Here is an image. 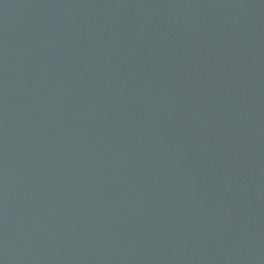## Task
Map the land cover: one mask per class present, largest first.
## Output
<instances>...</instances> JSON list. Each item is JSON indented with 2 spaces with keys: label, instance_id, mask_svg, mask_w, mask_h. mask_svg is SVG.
<instances>
[{
  "label": "water",
  "instance_id": "95a60500",
  "mask_svg": "<svg viewBox=\"0 0 264 264\" xmlns=\"http://www.w3.org/2000/svg\"><path fill=\"white\" fill-rule=\"evenodd\" d=\"M0 264H264V0H0Z\"/></svg>",
  "mask_w": 264,
  "mask_h": 264
}]
</instances>
